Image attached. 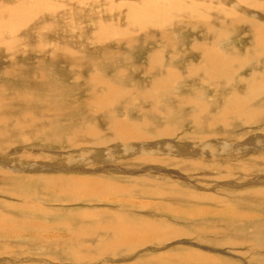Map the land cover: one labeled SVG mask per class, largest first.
Listing matches in <instances>:
<instances>
[{
	"label": "rangeland",
	"instance_id": "obj_1",
	"mask_svg": "<svg viewBox=\"0 0 264 264\" xmlns=\"http://www.w3.org/2000/svg\"><path fill=\"white\" fill-rule=\"evenodd\" d=\"M26 1L40 11L15 30L10 39L14 42L0 45V95L7 100L27 99L24 104L11 103L12 116L23 118L25 109L46 122V134L27 149L45 167L11 182L0 178V264H142L140 259H147L144 264H264V155L259 148L264 149V60L254 62L264 36L260 44L252 43L246 32L247 36L230 41L223 38L209 48L202 65L192 50L200 31L189 32L191 36L173 31L175 50L165 57L154 55L153 46L168 40L160 43L142 33L135 49L116 40L100 41L102 29L129 21L128 7L134 0H96L107 5L91 3L86 8L80 3L76 8L81 16L72 11L56 20L47 19L52 7H44L42 0ZM1 3L12 5L7 0ZM234 56H246L247 64L254 62L240 73L248 82L246 88H238L235 72L231 74L235 87L233 82L226 86L224 75L200 72L214 64L231 71L229 61ZM150 57L151 63L156 58L157 63L149 71ZM191 67L197 69L191 73ZM114 84L120 93L108 105L103 92ZM249 87L260 89L257 97L263 95L255 104L249 101L259 107L254 119L245 121L255 108L231 111L225 127L215 124L214 132L193 131L205 120L192 124L188 111L192 117L203 112L215 115L216 110L220 115L230 103L225 97L233 95L231 104L236 106L254 94L247 95ZM27 90L34 94L35 103L23 94ZM242 137H247L252 152L239 153L228 162L214 157L210 165L208 154L197 150L204 139L225 143ZM236 165L244 167L239 171ZM222 167L231 176L226 177ZM56 174L70 192L75 180L91 181L96 189L72 200L58 194L59 187L50 191L41 187L39 178L46 177L47 186L49 175ZM218 198L234 211L230 217L219 215L222 206L210 203ZM123 216L134 222L166 224L162 229L147 227L151 235L163 239L164 246H150L154 254L132 243L134 248L129 250L108 251L110 233L95 224L101 217ZM80 230L89 235L65 240ZM139 251L140 259L130 260ZM166 251L170 256L164 260Z\"/></svg>",
	"mask_w": 264,
	"mask_h": 264
},
{
	"label": "bare ground",
	"instance_id": "obj_2",
	"mask_svg": "<svg viewBox=\"0 0 264 264\" xmlns=\"http://www.w3.org/2000/svg\"><path fill=\"white\" fill-rule=\"evenodd\" d=\"M7 1L12 5L4 3L0 4L1 46H6L7 40H9L8 43L14 42L15 39H10L16 36L15 30L21 26L25 20L31 19L40 11L38 5L36 6L35 4H30L26 0ZM40 3L44 4V7H52L47 19L54 20L59 19L58 17L60 16L70 14L72 11L75 13L74 15L81 16V9L77 10L76 8V6L80 3L84 8L91 7V3L94 7L107 5L106 1H104L103 4H100L96 0H42ZM236 3L224 4V0H134L128 7L129 21H124L122 26H114L111 24L108 28L102 29L99 35V40L102 41L107 38L112 43L116 40L119 44L124 43L125 47L128 49H135L136 47H139L138 43H141L143 40L139 37V33H142L144 38H150V40L158 38L160 43L163 40H168V43L165 45L159 43L160 45L155 44L153 46L155 51L154 55L159 57V54H164L163 56L165 57L167 52L175 50L174 41L171 39L173 31H178L180 34L183 33L185 36H191L192 34L189 32L193 33L200 31V33L197 34V39L193 42L195 46L192 47V50L195 57L200 58L196 59V61L202 62V65H204L205 59L210 55L209 48L223 42V38L230 41L232 40V37L233 39H236L240 37L241 34L247 36L245 34L246 32L251 36L252 43H262V35L264 36V14L256 15L252 13L253 11H264V1L236 0ZM120 13L124 14V12ZM87 14L92 18L94 17L90 13ZM238 14L240 15L238 16ZM211 15L213 19H211ZM104 16L105 15H102V17ZM119 20L122 21L120 18ZM239 24H242L243 27L239 28ZM48 27L52 29L53 25L48 24ZM225 44L227 45V43ZM104 50L105 49H102V51ZM256 50L259 51V54L256 56V61L254 62L258 64V62L264 60V45H258ZM68 54H71V52H68ZM248 59L249 58H246V56L232 57L229 61V65L233 66L231 71L230 69L222 70L220 65L214 64L204 66L203 68L201 67L202 69H200V72H204L206 75L211 77L224 75L222 81L226 82V86L233 82V87H235L238 83V88L240 86H242V88H246L248 82L245 78L241 77L240 73L241 71H247L245 67L254 63L252 62L247 64ZM149 60L150 71L155 68L153 64L157 63V58L152 63L151 57ZM199 62L197 63L199 64ZM196 69L197 68L195 67H191L190 72L193 73ZM234 72L236 73L238 79L237 83H235V81L231 78V74ZM173 78H177V75L174 74ZM159 83L160 80H157L155 82V86L153 87L156 89L159 88ZM225 89L226 88H223V90ZM119 90L120 89L114 84L113 86H109L108 89L103 92V97L108 105L115 103L120 93ZM258 90L260 91L259 88L249 87L247 95H250L251 93L254 94H251L246 101L237 103L236 106L231 104L234 100L233 95L225 97L224 101L230 103L228 107H226L227 109L222 110L220 114L221 116L219 115L218 110H216L215 115L212 113L205 115L204 112L203 114L200 113V115H196L195 112H193L196 117H192V111H188L192 124L195 123V125H197V121L200 118L205 120V125L197 129L198 131H193L195 133H199L202 132L201 130L203 128H206L209 131L214 132L213 129L215 127L213 125L215 124L225 127L223 123L229 122L230 117L233 116L231 111L234 113H240L243 110L252 111L255 106H253V104L249 101L253 100L255 104L256 99L263 100L261 99L263 96L262 93H259V97L255 95V92H258ZM23 94L32 97L34 99L33 103L36 102L35 96L30 90H27ZM25 102H27V99L22 97L16 96L7 100L0 95V156L2 157L0 158V178L9 182L15 179L19 180L23 176L27 174L31 175L35 171H39L41 168L45 167L43 165L45 164L44 162L37 164L36 157L34 159L31 158V156L28 155V150L32 149L29 146L30 144L35 145L40 140L41 136L46 134L48 129L46 122L44 123L40 120L41 115L38 113L25 111V109L21 112L24 114L23 118L14 117L10 114L13 112V105H11V103L24 104ZM187 103L189 104V102ZM182 105L183 104L180 103L176 110L179 111ZM199 109L196 110L198 111ZM258 109L259 107L257 105V109L255 108L254 111L248 114L245 121L254 119ZM261 120L264 121V117ZM170 131H172V127L169 129V132ZM123 132L126 134L125 130H123ZM209 141L210 140L207 141L204 139L203 145L197 150L208 154L211 160L210 165L214 161V157H216L218 161L224 160L225 162H228L231 159L238 157L239 153L248 155V152H252L251 147L247 143V137H242L234 142L226 141L225 143H219L218 140L214 143ZM259 148L262 155H264V149L260 146ZM198 156L201 157V155ZM225 167L229 170L232 169L230 166ZM243 167L244 166L236 165V169L239 171L242 170ZM51 169L52 168L49 170L50 172L52 171ZM228 169L222 167V172H224L226 177L231 176ZM246 175L251 177L252 173L250 171H246ZM49 178L50 182L47 186L46 177L38 179V181L42 184V188H47V191H50L59 187L58 194H63L64 196L66 194L72 200L83 199L86 194H91L96 189V187H92L93 183L91 181L75 180L70 188L71 193L60 185V179H62L60 174L52 176L49 175ZM210 203L222 206V209L219 211V215L226 214L230 217L234 213V211L228 207L223 199L218 198ZM164 223H166V221H164ZM84 224L85 222L82 223L81 226H84ZM165 225L166 224H151L146 221L134 222L129 220L127 217L117 219L101 217L95 224V227L110 233L111 239H108V243L105 245L108 251L117 250L118 252L122 250H129L134 248L131 245L132 243L135 246L140 245L141 248H145L151 254H154L156 250L150 246H159L163 244L160 242L163 239L156 237V235H151L148 228H151L152 230L162 229ZM0 229H2L1 220ZM199 232L206 233L205 230H199ZM72 235L88 236L89 234L81 230L75 231L70 233L65 240L70 239ZM122 254L124 253L122 252L119 255ZM141 254L142 253L140 251L132 253L129 258L134 261L138 258L140 259ZM169 256L170 252H167L163 253L161 258L166 260ZM153 260L160 263L157 258H153ZM140 262L144 264L148 261L147 259H140Z\"/></svg>",
	"mask_w": 264,
	"mask_h": 264
}]
</instances>
